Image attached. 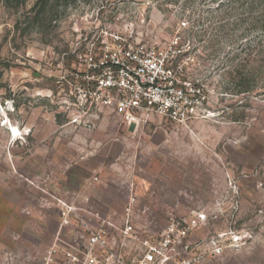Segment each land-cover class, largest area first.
Returning <instances> with one entry per match:
<instances>
[{"label": "rangeland", "instance_id": "374dc122", "mask_svg": "<svg viewBox=\"0 0 264 264\" xmlns=\"http://www.w3.org/2000/svg\"><path fill=\"white\" fill-rule=\"evenodd\" d=\"M258 1L249 12L233 0H0L1 264L43 263L60 200L108 220L129 258L170 234L164 264H264ZM110 35L175 51L203 85L210 114L187 125L157 115L128 125L90 105L77 91L87 82L75 77L84 68L74 48Z\"/></svg>", "mask_w": 264, "mask_h": 264}, {"label": "built area", "instance_id": "2783aa9c", "mask_svg": "<svg viewBox=\"0 0 264 264\" xmlns=\"http://www.w3.org/2000/svg\"><path fill=\"white\" fill-rule=\"evenodd\" d=\"M110 37L98 44L92 41L88 48H74L79 65L84 68L75 77L87 82L77 91L90 105L111 110L128 125L138 124L150 115L187 125L210 114L203 85L194 82L183 64L174 61L175 51L132 44L118 35ZM59 203L61 221L42 264H164L171 259L169 248L174 239L170 234L163 237L162 248L150 242L140 258H129L113 242L108 220L96 213L81 214L75 206L61 200ZM190 222L182 227L183 234L197 219ZM173 228L171 219L167 230ZM132 230V223L127 221L123 231L128 235ZM63 232L70 238L64 239ZM5 259L12 257L5 254ZM190 263L182 259L175 264Z\"/></svg>", "mask_w": 264, "mask_h": 264}, {"label": "trees", "instance_id": "16d2710c", "mask_svg": "<svg viewBox=\"0 0 264 264\" xmlns=\"http://www.w3.org/2000/svg\"><path fill=\"white\" fill-rule=\"evenodd\" d=\"M239 1H242V3L243 2H245L246 3V5L248 6V10H249V12L251 11H253V9L255 8V6L256 5H259L258 3H260V1H258V0H233V3L234 2H239ZM231 3V2H230Z\"/></svg>", "mask_w": 264, "mask_h": 264}, {"label": "bare ground", "instance_id": "6f19581e", "mask_svg": "<svg viewBox=\"0 0 264 264\" xmlns=\"http://www.w3.org/2000/svg\"><path fill=\"white\" fill-rule=\"evenodd\" d=\"M10 133L13 136H17L19 134V129L14 126H11Z\"/></svg>", "mask_w": 264, "mask_h": 264}, {"label": "crops", "instance_id": "0c3cea01", "mask_svg": "<svg viewBox=\"0 0 264 264\" xmlns=\"http://www.w3.org/2000/svg\"><path fill=\"white\" fill-rule=\"evenodd\" d=\"M1 259H2V256H0V264H1Z\"/></svg>", "mask_w": 264, "mask_h": 264}]
</instances>
